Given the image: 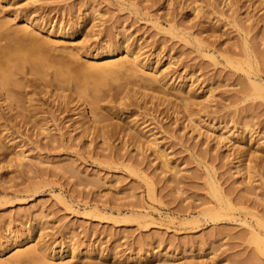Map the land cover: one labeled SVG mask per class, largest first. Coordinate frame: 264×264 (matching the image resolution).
<instances>
[{"label":"rangeland","instance_id":"1","mask_svg":"<svg viewBox=\"0 0 264 264\" xmlns=\"http://www.w3.org/2000/svg\"><path fill=\"white\" fill-rule=\"evenodd\" d=\"M196 1L0 0V21L12 22V29L25 16L53 23L56 28L82 22L73 40L64 39L60 50L54 51L58 58L64 57V45L81 52L109 39H127L134 53L140 51L167 66L173 83L183 82L185 91L190 87L189 99L199 104L192 103L186 112L188 117L192 113L188 120L184 113H175L182 111V105L180 101L179 107L174 106L176 99L169 87L158 83L156 89L144 90L147 96H141L139 87L127 81L119 86L117 79L109 77L113 84L105 87L99 102L103 121L97 123L101 130H96L101 133L92 130L88 134L80 126L78 113L84 106L74 92L61 95L63 91L53 85L44 87L35 75L21 76L27 106L36 108L31 120L36 121L28 125L15 120L0 103V130L6 129L0 137V238L10 229L32 228V237L51 249L71 242L80 249H96L89 259L82 255L66 258L72 264H264V256L254 254L256 246L248 226L264 235L254 216L238 210L236 221L232 216L214 218L206 212L217 205L207 170L214 168L230 197L244 201L249 212L264 218V99L243 100L246 73L225 60V56L244 58L242 36L249 30L251 42L264 52V23L258 19L262 13L247 14L227 0ZM196 5H201L200 12L193 10ZM173 26L186 32L190 40L172 35ZM8 32L1 35L7 38ZM193 38H202L218 63L203 56ZM82 60L88 59L83 56ZM260 60L264 63V56ZM41 87L51 92L46 95ZM134 89H140V94H134ZM128 92L130 99L120 100ZM121 123L134 129L147 127L156 134L173 173L162 169L151 149L139 152L122 134H116ZM247 128L253 132L245 133L247 139H253L248 146L252 154L248 183L235 169L236 160L242 157L234 149L235 140H218L223 132L230 135ZM258 141L263 147H258ZM15 151H24L28 162L11 161ZM238 154L241 157L236 158ZM72 165L79 173L77 178L63 170ZM40 257L48 264L60 262Z\"/></svg>","mask_w":264,"mask_h":264},{"label":"bare ground","instance_id":"2","mask_svg":"<svg viewBox=\"0 0 264 264\" xmlns=\"http://www.w3.org/2000/svg\"><path fill=\"white\" fill-rule=\"evenodd\" d=\"M190 1L192 4L193 3L195 4L197 2L196 0H190ZM227 1L229 2L227 3L232 4V6L237 5L238 8L243 10L245 9L247 14H250L253 11H257V13L261 12L262 15L258 17V19L259 22L264 23V0H227ZM246 3H248V5ZM188 5L191 4L188 3ZM137 6H138L137 3H135L134 8ZM200 7L201 5L197 6L196 8H194L193 6V10H196L197 8L200 10L202 8ZM21 20H22L21 25L13 29H12L13 27L12 22L8 20L0 21V103L4 110H6L10 115H13L11 117H13L15 120L21 119L22 121L26 122V124L28 125L31 124L32 121H36L34 119L31 120V118L33 117L30 115L31 112H33L32 110H35L36 108H33L32 105H31L32 108L29 107L30 105L27 106L26 96L23 92L25 84L21 80V76H23L22 78H25L27 74L37 76L39 80H42L41 83L43 82L44 87L49 86L50 88V85L51 86L53 85L56 90H61V93L62 91L63 92L64 91L66 92L68 90L72 91L78 98H80L77 99L78 103L81 102L80 106L82 105V107L83 106L85 107V104L89 105V110H87L84 107L83 108L80 107L82 109L80 113H78L80 114L79 118L81 117L80 126L81 127L84 126L88 134L92 133V130L93 132L95 131L99 132L96 129L101 130L99 129V124H97L102 120V116H101L102 114H100L99 112V102L100 99H102L101 96H104L102 95L103 92L105 94V90H106L105 87L106 88L107 86L109 87V83L113 81V80L110 82L108 81L111 77L117 79L116 81L119 86H121L119 84L120 82L123 83L127 81L126 82L127 84L130 85L132 84L135 87L137 86V88L139 87L143 91L141 96L145 94H146L145 96H147V93H145L146 90L148 91L149 89L151 90L154 88L156 89L158 83H161L163 87H169L174 92V94L172 93L174 98L177 101L179 100L177 104L176 103L177 101L176 100L174 101L173 98L175 105L173 104L174 102H172V104L176 107L177 106L179 107V103L181 101V105H182L181 107L182 111L175 110V113L178 114L184 113L186 115L185 119L188 117L186 112H189L190 107H192L193 105L192 103H194L192 101L194 98L192 100L189 99L191 88L188 86L189 91L187 90L188 91L187 92L183 88L184 87L183 82L180 83L178 82V84L175 85V83H173L172 81L173 76L170 75L172 72L171 73L169 72V68L167 66L160 65L159 60L153 61L152 59H150L151 57H148V55L145 56L141 54L140 51L139 52L135 51L136 53H134V51L131 50L133 44L130 41H127L126 38H125L126 40L124 41L123 40L115 41L109 39L107 41H104L105 43L97 44L94 47H91L85 51H83V48L81 47L82 48L81 50L83 51V52L81 51L82 53L79 51L80 49L77 47L76 48L79 50L75 51L73 49L69 50L71 48L64 45L65 49H61L62 53L64 52V57L62 56L63 58L61 57L58 58L57 57L58 55H55L54 51H56L58 47L60 48L62 46L61 42L64 39L73 40V38L77 35L76 31H78L77 28L79 24L80 23L83 24V23L82 22L77 24L73 23L70 24L69 27H66L67 26L66 25L65 27L56 28L53 23L48 24L50 25L48 26L46 24L47 23L46 21L45 23L44 20H38L31 16H25L24 18H21ZM239 28L242 29L243 27H241L240 25ZM6 31L7 32L9 31L8 33L11 34L9 35V37L6 35L7 38L5 37V35H1L2 32H6ZM169 31H171L172 35L175 36L180 35L182 36V38L184 37L185 41L190 40L189 39L190 37H188L186 32L179 31V29L175 26L171 27ZM249 33L250 30L245 32V34L242 36L244 58L236 59L231 56H225V60L227 62L226 64L233 65L236 69L242 70L243 72L246 73L247 80L246 82H244L242 89L243 100L246 99L248 100V98L264 99V76L262 75V73H264V68H263L264 63L261 62L260 60V55L264 56V52H260V50H258L256 46L251 42V39H249ZM2 36H4L6 39H3ZM3 40H6V44H2ZM193 41L196 43V45L198 46L197 47L198 51L203 56L210 57L215 63H218L217 58L215 56V52H211V50L204 45L205 41L202 38L201 39L193 38ZM65 43L67 42L65 41ZM59 48L58 50H60ZM83 56H85L88 59L84 63L81 62ZM123 74H125L124 77L128 75L127 78H125L128 80L123 79L122 77ZM124 84H122V87ZM49 88L45 89L41 87V89H43V93L46 95H48V93L51 92ZM140 89H138V91ZM138 91L137 90L135 91V89L133 90L134 94L136 95H138V93L140 92ZM65 92L61 95H64ZM208 93L210 95L211 93H213L211 88L208 90ZM129 94H130L129 92L125 93V95L122 96L120 100L130 99ZM58 95L60 94H57L55 96L58 97ZM61 95L59 96V98L61 97ZM68 96L70 98V95H67V98ZM81 99L82 101H79ZM170 99L172 98L170 97ZM190 100L192 101L191 103ZM167 101H169V98ZM195 105H197V103ZM90 114H92L93 116H89ZM122 115H124V113H122ZM188 115L191 119L192 113L191 114L189 113ZM189 117L187 118L188 120H190ZM103 119L105 120L104 117ZM1 120H3V117H0V121ZM95 124H97L98 126H96ZM125 124L121 123V125L120 124L118 126L115 125L117 126L115 128V130L117 129L116 134L117 133L122 134L123 138L125 139V142H127V144L128 143L134 144L137 147L136 150L139 149V152L140 149L142 150V148H146L147 150L151 149V151L155 153L154 155L155 156L157 155V158L161 160L162 163L161 167L163 166L166 169V171L168 170L167 172L169 171L172 172L171 170L173 168L169 165V161H167L166 155L160 149V146L158 144V139L156 138V134L152 133L151 130H146L147 127L134 129L133 126H130L128 124L125 125ZM81 127L79 128L84 129ZM247 129H245V131H237L231 133L230 135L229 134L226 135L227 132L226 133L223 132L220 135V137L219 135L217 136L219 137L218 140H221L220 141L221 143L222 140L225 141L228 139L230 142L235 140L234 143L235 151L237 150L238 153L243 158L245 157L243 159L241 156H239V154L236 156V158L238 156L241 158L240 159L238 158L239 161L238 159L236 160L238 162L237 163L238 168L235 169H238L237 174L240 176L242 175L244 177L242 179H244V181H247L248 183V180L252 175L251 174L252 168L251 165H249V163H251L250 157L252 154L250 153L249 151L250 149L248 148V146L250 142L253 140L250 138L251 136L249 135H252L253 132L249 131L250 128L248 130ZM5 130L6 129L0 130V137H3ZM245 133L247 134L250 133L249 135H246L250 139H247L245 137ZM84 134L86 135L87 133ZM99 137H101L100 134ZM258 142H257L258 147L259 148L263 147V144L260 143V141ZM256 153L260 154L258 151H256ZM258 154L256 157L261 158V155ZM27 157L28 156L25 155L24 151H15L14 157L11 158L12 159L11 161L14 162L15 160L16 162H18L17 164L24 165L26 162H28ZM130 160L133 161V159L131 158ZM7 163L9 165V162ZM9 166H11V164ZM63 170L67 171V173L70 172L71 175H73V177L74 176L76 177L79 174L76 171V169L73 168V165L68 167L66 166L65 168H63ZM207 170L209 176L210 191L212 196L215 198V200H217V205L206 210V212H208V215L211 214V216L214 218H220L221 216L222 217L232 216L233 220L238 221L239 219H235L234 216H235V212L239 210L244 213L245 212L250 213L252 216L256 218V223L259 226V228H264V218L259 216L257 213L249 212L247 207H244L245 205H243L244 201L238 202L232 199L230 197L231 192L225 190L222 187V184L220 183L218 178L216 177L215 169L207 168ZM150 181L149 182L151 186L150 187L151 193L154 195L155 192L154 183L152 180ZM58 197L59 200L61 201L64 200L63 197L60 196ZM94 210L98 211L99 209L98 207H94ZM117 213L118 215H122V212L120 210H118ZM248 226L250 228V233L252 234V242L256 246V249L254 250V254L256 255L259 254L264 256V235L258 228H254L250 225ZM10 230L9 232H7L6 235H3L4 237L0 238V264H48L47 262H44L41 259L40 254L46 255L51 260H59L60 261L59 264H72V262L70 260H66V258L69 257L71 260H73L78 256L80 257V255H82L83 257L82 256L81 257L83 259L84 258L89 259L90 257L96 254L95 253L96 249H93L91 247L86 249H80L78 245L71 244L72 242L68 243L69 245L68 244L60 245L59 249H51L52 247L50 248V246L48 247L47 245L40 244V241L38 240L36 241L35 238L32 237L33 234L32 228L31 229L24 228V230L22 229V230H14V231H10ZM83 259L80 261L81 263L85 261V260L83 261Z\"/></svg>","mask_w":264,"mask_h":264}]
</instances>
